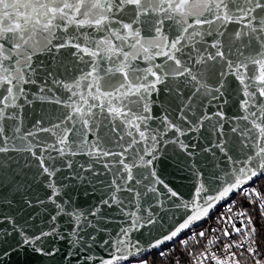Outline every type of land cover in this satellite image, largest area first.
<instances>
[{"label": "snow or ice", "instance_id": "snow-or-ice-1", "mask_svg": "<svg viewBox=\"0 0 264 264\" xmlns=\"http://www.w3.org/2000/svg\"><path fill=\"white\" fill-rule=\"evenodd\" d=\"M262 177L264 0H0V264H264Z\"/></svg>", "mask_w": 264, "mask_h": 264}, {"label": "water", "instance_id": "water-1", "mask_svg": "<svg viewBox=\"0 0 264 264\" xmlns=\"http://www.w3.org/2000/svg\"><path fill=\"white\" fill-rule=\"evenodd\" d=\"M164 167H165L164 178L168 181H171L172 184H174L175 186H178L182 192H186L188 190L187 185L190 182V177H188L186 173L176 172L170 165H167ZM263 178L264 177H262L261 179H263ZM81 203L83 204L86 202L81 200ZM97 251L100 252L99 249H97Z\"/></svg>", "mask_w": 264, "mask_h": 264}, {"label": "trees", "instance_id": "trees-1", "mask_svg": "<svg viewBox=\"0 0 264 264\" xmlns=\"http://www.w3.org/2000/svg\"><path fill=\"white\" fill-rule=\"evenodd\" d=\"M259 183L261 184V186H264V182H263L262 180H260ZM232 199L236 200V199H238V197H237V196H233ZM239 206H240V205L238 204V207H239ZM244 206H247V205H244ZM221 210H223V206H220V208L218 209V211H221ZM214 217H215V215H211V216L208 218V220H207L204 224H201V225L198 227L197 230H199V228L207 227L208 225L214 224V222H215V221H214ZM256 219H257V226H259V225H260V224H259V217L257 216ZM166 247H167V246H166ZM153 255H155V254H153ZM150 259H151V257H150Z\"/></svg>", "mask_w": 264, "mask_h": 264}, {"label": "built area", "instance_id": "built-area-1", "mask_svg": "<svg viewBox=\"0 0 264 264\" xmlns=\"http://www.w3.org/2000/svg\"><path fill=\"white\" fill-rule=\"evenodd\" d=\"M261 180L264 182V178L261 179ZM219 208H220V207H219ZM219 208H218V209H219ZM218 209H217L213 214H211V215H215V217H214V221H215L216 216L219 215V213L222 211V210H221V211H218ZM210 226H211V227H215V226H216V223L214 222V224L208 225L207 227H210ZM239 226H240V225L238 224L237 227H239ZM257 227H260V225L257 226ZM234 238H235V237H234Z\"/></svg>", "mask_w": 264, "mask_h": 264}]
</instances>
